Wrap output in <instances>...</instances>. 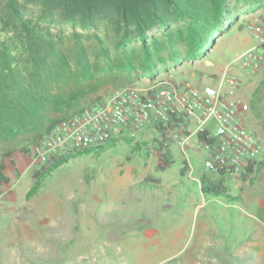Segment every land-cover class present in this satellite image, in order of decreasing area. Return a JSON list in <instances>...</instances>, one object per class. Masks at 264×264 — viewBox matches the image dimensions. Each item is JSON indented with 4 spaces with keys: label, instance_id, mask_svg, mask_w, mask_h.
I'll use <instances>...</instances> for the list:
<instances>
[{
    "label": "rangeland",
    "instance_id": "374dc122",
    "mask_svg": "<svg viewBox=\"0 0 264 264\" xmlns=\"http://www.w3.org/2000/svg\"><path fill=\"white\" fill-rule=\"evenodd\" d=\"M224 6L219 30L194 55L187 54L183 22L166 32L153 27L146 34L149 61L140 40L122 45L109 24L96 32L101 42L83 36L80 45L68 29L50 28L61 38L67 67L52 75L43 69L32 82L43 126L127 86H216L221 70L257 44L248 25L264 23V0H226ZM16 59L17 71H34L24 56ZM232 68L240 118L264 149V63L255 71ZM36 135L32 125L14 134L0 127V161L9 178L0 186V264H264V167L252 181H226L230 195L239 197L230 204L201 192L202 179L212 177L193 139L182 149L167 133L136 131L133 142L70 158L26 200L33 173L47 167L32 155ZM135 142L146 145L138 150ZM160 149L171 159L162 171Z\"/></svg>",
    "mask_w": 264,
    "mask_h": 264
},
{
    "label": "trees",
    "instance_id": "16d2710c",
    "mask_svg": "<svg viewBox=\"0 0 264 264\" xmlns=\"http://www.w3.org/2000/svg\"><path fill=\"white\" fill-rule=\"evenodd\" d=\"M225 2L226 0H0V107L12 119V123L7 122L0 111L1 132L6 130L9 134H14L16 130L32 125V130L37 132L35 137L40 139L62 120L60 118L48 121L43 126L41 121L44 117L41 118L40 113L42 102L31 91L32 82L39 81L44 70L50 74L54 70V74H59L67 67L66 55L59 45L61 38L52 34L50 28L56 31L68 29L71 41L80 45V38L83 36L101 42L96 32L101 26L109 24L114 28L122 45L135 39L140 40L145 50V59L148 60L147 32L155 26L166 32L171 24L183 22L187 33V54L194 55L219 30L226 12ZM87 32L93 34L85 35ZM7 42L14 46L15 51L7 46ZM23 56L34 65V71L31 70L27 75L11 65L12 61ZM79 56L83 57L82 51H79ZM146 69L151 70V67ZM197 136L203 139L202 133ZM117 141L128 144L133 142V137L112 139L104 145L63 154L46 161L43 165L47 167L33 173L35 182L26 191L25 199L28 200L37 192L41 180L67 163L70 158L102 151ZM135 144L141 150L146 142ZM159 147L162 148L161 145ZM160 152L157 169L162 171L171 163V159L168 158L166 150L160 149ZM256 163L257 169L264 167V159ZM4 170L5 165L0 161V186L9 183ZM256 170L253 169V164L248 165L243 179L252 181ZM200 189L203 194L230 204L238 203L239 200V197L230 195V188L226 186V180L221 175L204 177Z\"/></svg>",
    "mask_w": 264,
    "mask_h": 264
},
{
    "label": "built area",
    "instance_id": "2783aa9c",
    "mask_svg": "<svg viewBox=\"0 0 264 264\" xmlns=\"http://www.w3.org/2000/svg\"><path fill=\"white\" fill-rule=\"evenodd\" d=\"M248 29L257 44L221 70L216 86L163 82L143 89L124 87L105 101L56 123L32 145L34 159L45 163L112 139L133 137L136 131L158 130L176 138L182 149L193 139L203 151L208 177L248 181L243 179L246 167L253 164L256 170V162L264 159V149L240 118L241 101L235 96L238 82L232 66L237 63L255 71L264 63V23L248 25ZM190 123L195 124L193 130Z\"/></svg>",
    "mask_w": 264,
    "mask_h": 264
}]
</instances>
